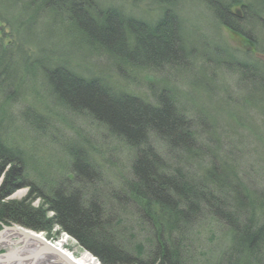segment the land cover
<instances>
[{"label": "trees", "instance_id": "1", "mask_svg": "<svg viewBox=\"0 0 264 264\" xmlns=\"http://www.w3.org/2000/svg\"><path fill=\"white\" fill-rule=\"evenodd\" d=\"M44 1L53 4L36 19L60 15V23L72 26L80 44L96 55L158 71L182 58L176 21L160 18L155 29L128 26L112 17L113 9L85 0ZM10 27L0 31L7 43L15 38V44L0 40V111L20 100L33 107L38 93L57 111L42 103V118L35 111L22 114L26 136L39 134L32 142L37 138L50 159L8 146L0 124V171L9 166L0 186L1 220L47 232L57 224L104 264H264V191L246 183L237 163L214 155L208 133L178 107L171 89L151 92L155 103L141 101L107 85L105 77L52 63L53 52L38 57ZM16 47L20 53L14 55ZM72 119L102 130L105 145L116 144L109 170L106 146L77 130L66 136ZM22 187L29 192L24 201H1ZM30 199H39V206L32 208ZM141 232L143 243L136 240ZM203 236L213 244L201 242Z\"/></svg>", "mask_w": 264, "mask_h": 264}, {"label": "rangeland", "instance_id": "2", "mask_svg": "<svg viewBox=\"0 0 264 264\" xmlns=\"http://www.w3.org/2000/svg\"><path fill=\"white\" fill-rule=\"evenodd\" d=\"M168 1L85 0L84 2L86 5L100 10L110 9L111 7L118 8L123 13L133 17L150 20L155 13L159 15L163 9L171 6ZM177 1L179 3L175 12L183 18L184 37L190 45H195L197 51L196 54L193 53L190 56L185 54L178 64L169 66V68L167 67L160 73L153 72L151 79H147L150 76L149 73L138 71L135 66L132 67H135L136 70L131 69L129 63L121 61L118 56L102 55L101 53L96 55L93 49L90 51L86 47H82L78 39V32L66 23L62 25L60 23V15L50 18L43 17L42 20L36 19L42 14L43 7L51 5L52 2L44 0H38L37 2H33L32 0H0V10L2 11L6 6L4 11L6 12V16L12 20L18 42L24 45L23 48L35 50L38 57L42 54L53 52L57 57L54 58V61L52 60V63L59 62L64 64L67 62L79 73H82V71H87L90 74L96 72L101 73L103 71L116 72L118 76L115 79L119 78L124 83H132L135 80L142 81L146 79L145 84L141 82L136 87L131 85L130 89L139 95L146 96L145 98L152 102L154 97L149 91L163 88L173 89L177 105L181 106L182 103L188 104L187 110L189 115L192 111L195 115L198 128L208 133V143L213 140V137L216 139L221 138L219 134L215 133L217 129L220 130L217 132H221L222 134L225 132L229 134L231 132L219 120L227 124L228 127L235 129L239 128L240 124L248 121L252 126H250L249 134L256 139H254L255 144L252 139L249 141H240L230 153L228 152L230 155H228L227 151H229L231 145L226 144L225 147H222L223 149L221 150L223 151L217 157L221 158V155H225L226 158L230 157L236 160L235 162H231L235 165L237 163L238 169L246 176V183L255 190L264 191V87L261 86V84H264V81H261L256 76L253 77L247 71H240L235 76L236 78L234 77L232 79L230 77L229 80L224 73H220V70H218L219 73L217 72L218 62L224 60L233 64L235 61H240L239 56L231 51H226L222 44L217 43L218 40L214 31L210 30L206 32L207 35L205 37H202L199 30L212 28L215 26L218 17L225 16L223 5L226 3V0ZM246 1L252 2L251 4L255 7L257 5L256 1L258 0ZM76 2H83V0H76ZM34 19H36L37 24L33 26L31 21ZM3 26L4 23L0 22V31L4 30ZM5 31L8 33V29ZM220 31L222 32L221 39L225 40H223L226 43L225 46L233 48L232 50H237L238 43L237 38L235 39L236 36L231 35V32L223 28ZM12 39H8V43L13 42L15 38ZM165 79L169 82L164 81ZM122 86L124 89L130 91L128 86ZM183 88L188 91V94L182 91L184 90ZM209 121H214L216 126L214 125L213 127V123ZM83 122L81 119L70 120L67 128L65 127L66 130H64V133L66 132V136H71L73 131L77 130L82 135L92 137L99 145L106 146V158L108 162L106 163L105 161L104 164H106L109 170V163L113 164L117 158L115 155L116 151L113 148L116 144L112 146L105 145L106 143L103 142V137H101L103 131L101 130L98 133L99 131H95L93 126ZM242 127L245 130L246 127L243 124ZM61 132L58 131L55 135L57 136L58 134V137H60ZM39 154L46 157L44 151H40ZM8 168L9 166H6L0 171L1 183ZM28 196V188L22 187L9 197H6L3 202H16L24 200ZM28 202L32 208L39 206L37 199L33 201L30 199ZM47 233H50L54 239L58 240L63 238V236H68L66 232H56L54 229L50 232L43 233L44 236ZM144 237V233L141 232L140 237L136 239L137 242H145ZM203 237L204 242L208 244L206 236ZM211 244L213 242L208 245ZM65 247L74 256H79L84 252L69 236Z\"/></svg>", "mask_w": 264, "mask_h": 264}, {"label": "bare ground", "instance_id": "3", "mask_svg": "<svg viewBox=\"0 0 264 264\" xmlns=\"http://www.w3.org/2000/svg\"><path fill=\"white\" fill-rule=\"evenodd\" d=\"M33 2H35V1H33ZM168 2H170L171 6L169 8L163 9L159 15H157V13H155L150 20H145V19L133 17L129 14L123 13L118 8L115 9V8L111 7L110 9H113V11H114V15H112L113 18L114 17L117 19L124 18L126 24L127 23L129 24L131 22V23L139 24L143 27H145V26L152 27V29L156 28V26H154V25H156L157 21L160 18L165 17V19H169V22H174V23L176 21V23H178V30L176 32H177V35H179L178 39L181 42L180 43L181 48L179 49L181 56H184L185 54H188L189 56H190V54H193V53L196 54L197 50H196L195 45L194 46L190 45L189 42H186L187 39H185V37H184V34H183L184 24H183V20H182L183 18L175 12L179 1L169 0ZM256 2H257V5H255V7H254L251 4L252 2L250 3V2H247L246 0L245 1H243V0H226V3L223 5V11L225 13V16L218 17V19H216L217 21L215 23V26H213L212 28L209 27L210 29L199 30V33L202 37L203 36L205 37V35H207L206 32H209L210 30L214 31V34L217 36V40H218L217 43L222 44L225 47L226 51H231L234 54H236L237 56H239V60H240L239 62H236L234 60L235 62H233V64H231L228 61L221 60V62H218V64H217V67H218V68H216L217 72H218V70H220L221 71L220 73H224L228 77V80L230 77L232 79H234V77L237 76L240 71H247L249 74L251 73V75L253 77L256 76L261 81H264V0H260V1L258 0ZM209 6H210V4H209ZM5 8H6V6L0 12V22L4 23V26H3L4 30L8 29V31H11L10 24L13 26L12 20L10 19V17L6 16V12L4 11ZM110 9H108V10H110ZM208 9H210V8H208ZM8 27H10V28H8ZM221 28L225 29L226 31L231 32V35L236 36L235 39L237 38V43H238L237 50H232L233 48H230L229 46L228 47L225 46V44H226V43H224L225 40L223 39L224 40L223 41L221 39V35H222V32L220 31ZM13 30H14V28H13ZM128 33H130V35H132L134 37V32L132 30L128 29ZM1 38L2 37H0V40H1ZM132 42H134V41L132 40ZM1 43L4 45L8 44L5 42V40L3 38H2ZM82 47H85V46L82 45ZM89 50L91 51V49H89ZM18 53H20V52L17 50V47H16L14 55L15 54L17 55ZM1 54H5V51L1 50V48H0V55ZM241 55H242V57H241ZM121 61H123V59H121ZM179 61H180V59L179 60L175 59L171 63V66L178 64ZM147 64H149V63H147ZM169 64H168V66L163 65L162 69H166L167 67L169 68ZM129 65H130L131 69L136 70V68L132 67V65L130 63H129ZM150 65L155 67L156 64L151 63ZM31 67L33 68L34 65L32 64ZM137 70L138 71H145L146 73H149L150 76L147 79H151V76H153L152 75L153 72L154 73L155 72H158V73L162 72V71H158V70H156L150 66H147L145 68L144 67H140V68L138 67ZM81 74H84L83 76H91V75H88L90 73L87 71H82V73H80V75ZM94 74L105 77L106 81H108L107 85H110L112 87L115 86L114 87L115 89L116 88L120 89L123 92H132L134 95H137L138 97H140L141 101L152 102V101H149L147 98H145L146 96L139 95V94L133 92L132 89H130L131 85L136 87V86H138V83L146 82V79H144L142 81H137V80H135L134 82L131 81L133 83L132 84L130 82L124 83L123 80H119V78L115 79V77L118 76V74L116 72L103 71L101 73L96 72ZM162 78L164 79V77H162ZM164 81L169 82L166 79ZM166 84H168V83H166ZM122 85L128 86L130 91L124 89V87ZM261 86L264 87V84H261ZM184 90H182V91L185 94H188L187 93L188 91H186V90L184 91ZM153 91H157V90L153 89L152 91H149V93L153 92ZM171 92L173 93V95L175 97L173 89H171ZM157 93L160 95L159 91H157ZM39 94L40 93H38V95H37L38 100L35 101L36 104L33 107L26 106V104L24 102H22L21 100L15 101V102L11 103L10 106L8 105L7 107H4V109H6V110H4V112H3V110L0 111V124L3 125L2 128L4 130H6V133H7L6 135L8 136L6 143L8 146H13V147L15 146L14 148L16 150H18L20 152H24L29 156L31 154H34V153L36 155H40L39 152L44 151V153H46L45 156L49 157V159H50V158H52L51 157L52 153L44 150L43 149L44 146L36 143L37 138H35V141L32 142L33 138L37 137V135H39V134L30 131V133H29L30 136H26V132L23 130V129H27V126H28L22 117V114L25 113L24 111L30 110L33 113L37 112L35 114H37L38 116H40L42 118V113H43V111L41 109L42 106L47 104L46 105L48 107V108L46 107L47 110H49V108L51 110H56V109H54V104L49 99H47V98L45 99L42 94H40V95ZM19 98L23 99V100L26 99V97H19ZM153 102L155 103V100H153ZM42 103H44V105ZM181 106L184 107L183 109L187 110L189 105L186 103H182ZM187 113H188L189 118L195 119V115L192 111H191L190 115H189L188 110H187ZM15 116H16V118H15ZM49 119H50V117L46 115L45 120H49ZM260 120H262V119H260ZM219 121L221 122L222 125L225 126L226 129L231 131L230 133H232V135H230V133L227 134L226 132L223 134L221 132L218 133L217 131H220V130L217 129V131L215 133L219 134L221 136V138L216 139L213 137V140L211 141V145H210V147H211L210 150H213V151L215 150L213 152L214 155H216V154L219 155L221 153L219 148L221 146L225 147L226 144L231 145V147L229 148V151H227V153L228 152L230 153L232 151V149L234 147H236V145H238V142H240V141H249L250 139H252L254 144H255L256 139L254 138V136L249 134L250 133L249 130L251 129L250 128L251 124H249L248 121H245V123H242L246 127L245 130L243 129L242 124H240L239 128L235 129V128L228 127L227 124H225L223 121H221V120H219ZM209 122H211V121H209ZM211 123H213V127H214L215 122L213 121ZM18 124L23 125V126H20ZM249 136H250V138H249ZM216 148H218V149H216ZM229 153H228V155H230ZM54 156H55V154H54ZM228 159L233 161V162L236 161V160L231 159L230 157H228ZM119 180H118V182L116 181L117 185H118L116 187L118 189L121 188V187H119V186H121V181H119ZM1 184L2 183L0 182V186H1ZM14 192L10 193L9 195H6L5 197L3 196L4 198L1 201L3 202V200L6 197H9ZM120 192H123V190H120ZM120 192H119V194L122 195V193H120ZM37 200L40 202L39 199H37ZM20 201L22 202V200H20ZM52 229H54L56 232H58V231L61 233L66 232V231H62L57 224L54 225V227ZM45 232H47V231H36V230L31 229V228H29V227H27L21 223H15L14 221H10V220L4 221V220L0 219V255L1 254H4V255L19 254L20 256H23V257L28 256V260L19 258L18 256H16L15 258H11V259L7 258V257L6 258L2 257V258H0V264H104L94 254L90 253L87 249H84L80 245V243L77 241V239L75 237H73L71 234L66 232L68 234V236L71 239H73L77 243V245L84 250V252L82 254H80L79 256H74V254H72V252H70L66 249L65 244L67 243L68 236H63V238L58 240V239H54V237H52L50 233H47L48 236L47 235L44 236L43 233H45ZM202 240L203 241H201V242H204V237L202 238ZM47 247H49V248L46 249Z\"/></svg>", "mask_w": 264, "mask_h": 264}, {"label": "water", "instance_id": "4", "mask_svg": "<svg viewBox=\"0 0 264 264\" xmlns=\"http://www.w3.org/2000/svg\"><path fill=\"white\" fill-rule=\"evenodd\" d=\"M49 247H47L46 249H48ZM44 249V248H43ZM16 256H18L19 258H22V259H26V260H28V256L27 257H23V256H20L19 254H13V255H4V254H1L0 255V258H2V257H7V258H15Z\"/></svg>", "mask_w": 264, "mask_h": 264}]
</instances>
